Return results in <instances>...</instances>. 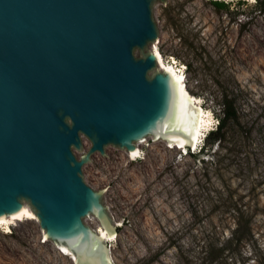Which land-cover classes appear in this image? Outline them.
Wrapping results in <instances>:
<instances>
[{"label": "water", "instance_id": "water-1", "mask_svg": "<svg viewBox=\"0 0 264 264\" xmlns=\"http://www.w3.org/2000/svg\"><path fill=\"white\" fill-rule=\"evenodd\" d=\"M154 2L0 0V218L28 202L76 264H114L109 242L85 222L119 227L108 188L85 181L92 155L110 144L132 152L148 136L192 146L196 112L145 51L159 37ZM82 134L92 145L78 158Z\"/></svg>", "mask_w": 264, "mask_h": 264}, {"label": "rangeland", "instance_id": "rangeland-1", "mask_svg": "<svg viewBox=\"0 0 264 264\" xmlns=\"http://www.w3.org/2000/svg\"><path fill=\"white\" fill-rule=\"evenodd\" d=\"M153 16L159 28L153 44L185 70L211 130L223 97L234 101L240 124L230 123L209 160L154 136L145 138L137 160L113 144L92 155L85 181L108 188L103 201L119 224L109 243L113 262L264 264V0H155ZM82 138L83 148H73L78 158L92 145ZM244 215L249 229L237 232ZM95 219L85 222L96 228ZM11 228L0 231V264H75L53 240L43 241L39 220H17Z\"/></svg>", "mask_w": 264, "mask_h": 264}, {"label": "bare ground", "instance_id": "bare-ground-1", "mask_svg": "<svg viewBox=\"0 0 264 264\" xmlns=\"http://www.w3.org/2000/svg\"><path fill=\"white\" fill-rule=\"evenodd\" d=\"M151 50H153L158 56V61H159L158 68L160 70H169L170 72H172L174 74L173 75L174 76L173 81H174V85H175L177 95L186 99L193 106V108L196 112L197 122H196L195 130H194V134H193V137H192V140L190 143L192 145L190 148L191 149L190 151L193 150V152L195 153V151L197 152L198 150H201L203 147L206 146V144H205L206 139L208 138L210 132L214 129V127H213V129L211 130V126H210L211 118L206 113L203 106L200 104L199 97L194 96V95L190 96V93L188 91V87L186 84V81H187L186 72L183 68H181V66L177 65V60L175 58H172V60L167 61L165 59L164 55L162 54V52L157 47V44L152 46ZM195 105H197V106H195ZM166 141H167V146L172 147V148H175V147L180 148L184 152V154H188L189 149L187 148V144H179V143L172 144L169 142V140H166ZM202 141H203V144L201 145ZM145 142H146V139L138 141L136 143L137 144L136 149L132 152L128 151L130 159L137 160L140 157L143 158L142 150H141L140 146H141V144H143ZM88 218L96 220L92 216H89ZM24 219L27 221L35 220L37 222L39 220L35 211L31 208V206L29 207L26 203L24 204V207L22 208V210H20L16 213H13L12 216L0 218V231H3L4 233H11L12 232L11 225L17 220H24ZM113 223L115 224V222H113ZM117 224H115V225H117ZM118 226H119V224H118ZM96 230L109 243H111L112 241H115L117 239L116 234L110 233L101 224H98V226L96 227ZM42 233L45 237V239L43 240L44 242H47L48 240H50V238L47 236L45 230H42ZM55 244H56L57 248L64 255L70 256V258L73 261H75V264L79 262L78 256L74 252L71 251V248L69 245L57 244V243H55ZM108 254H109L110 262L113 263L112 255L110 253H108Z\"/></svg>", "mask_w": 264, "mask_h": 264}, {"label": "trees", "instance_id": "trees-1", "mask_svg": "<svg viewBox=\"0 0 264 264\" xmlns=\"http://www.w3.org/2000/svg\"><path fill=\"white\" fill-rule=\"evenodd\" d=\"M215 3L218 6L225 5V2L223 1H216ZM218 106V124L210 132L206 142V146L208 144L211 147L205 146L199 152L192 153V155L197 158L202 157V160H209L210 156L217 151H212L216 143L217 149L221 147L223 140L226 138L227 128L230 123H234L236 125L240 124V117L233 100L229 99L228 97H223L222 102ZM250 222L251 221L249 218H247L245 215L242 216L241 221H239V227L237 228V232H240L241 228L249 229Z\"/></svg>", "mask_w": 264, "mask_h": 264}]
</instances>
